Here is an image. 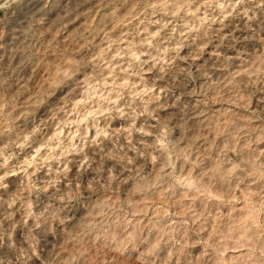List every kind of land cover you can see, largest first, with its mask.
<instances>
[{"label":"clouds","instance_id":"obj_1","mask_svg":"<svg viewBox=\"0 0 264 264\" xmlns=\"http://www.w3.org/2000/svg\"><path fill=\"white\" fill-rule=\"evenodd\" d=\"M0 264H264V0H0Z\"/></svg>","mask_w":264,"mask_h":264}]
</instances>
